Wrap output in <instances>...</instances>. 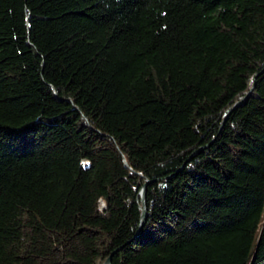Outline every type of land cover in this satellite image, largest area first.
I'll list each match as a JSON object with an SVG mask.
<instances>
[{
  "label": "trees",
  "instance_id": "obj_1",
  "mask_svg": "<svg viewBox=\"0 0 264 264\" xmlns=\"http://www.w3.org/2000/svg\"><path fill=\"white\" fill-rule=\"evenodd\" d=\"M110 258L264 264V0H0V264Z\"/></svg>",
  "mask_w": 264,
  "mask_h": 264
},
{
  "label": "water",
  "instance_id": "obj_2",
  "mask_svg": "<svg viewBox=\"0 0 264 264\" xmlns=\"http://www.w3.org/2000/svg\"><path fill=\"white\" fill-rule=\"evenodd\" d=\"M239 104L236 106L238 107ZM227 120V118L225 119V121ZM141 197H142V201H143V204H144V211H143V216H142V226H141V229L139 231V233H141L142 231V227L146 221V217H147V210H146V189L144 188L141 192ZM106 264H111V258L108 259L107 263Z\"/></svg>",
  "mask_w": 264,
  "mask_h": 264
},
{
  "label": "built area",
  "instance_id": "obj_3",
  "mask_svg": "<svg viewBox=\"0 0 264 264\" xmlns=\"http://www.w3.org/2000/svg\"><path fill=\"white\" fill-rule=\"evenodd\" d=\"M101 208H105V204L104 203H101Z\"/></svg>",
  "mask_w": 264,
  "mask_h": 264
}]
</instances>
